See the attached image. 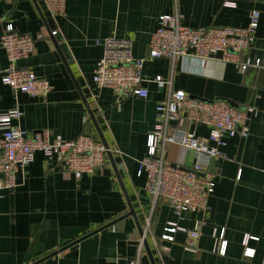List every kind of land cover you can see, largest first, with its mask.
Listing matches in <instances>:
<instances>
[{
  "label": "crops",
  "instance_id": "1",
  "mask_svg": "<svg viewBox=\"0 0 264 264\" xmlns=\"http://www.w3.org/2000/svg\"><path fill=\"white\" fill-rule=\"evenodd\" d=\"M254 9L260 23L241 58L259 64L244 71L218 57L204 65L149 57L161 15H176L187 27L246 26ZM8 24L34 37L33 52L19 64L49 80L46 97L15 93L1 82L8 67L1 36ZM109 37L131 39L135 57L145 58L146 97L119 98L93 82L104 52L97 41ZM177 90L257 110L248 135L225 137L228 158L210 166L216 187L208 209L179 216L165 200L154 204L139 173L156 105ZM0 94V112L23 113L14 125L47 129L52 138L88 132L111 152L102 171L79 178L57 156L35 152L16 187L0 189V264H128L138 255L140 264H264V0H66L64 15L52 14L46 0H0ZM190 130L209 133L205 125ZM166 157L186 167L196 161L195 152L179 144L167 145ZM169 221L187 228L203 221L198 248L187 249L180 231L174 241L162 239ZM221 232L225 254L215 250ZM246 236L255 237L247 241L252 257L244 255Z\"/></svg>",
  "mask_w": 264,
  "mask_h": 264
},
{
  "label": "built area",
  "instance_id": "2",
  "mask_svg": "<svg viewBox=\"0 0 264 264\" xmlns=\"http://www.w3.org/2000/svg\"><path fill=\"white\" fill-rule=\"evenodd\" d=\"M54 15H64L66 0H46ZM227 5H233L226 2ZM260 23V12L249 13L246 26H182L176 15H161L159 26L149 41V57H167L171 60L189 58L202 65L216 57L235 62L244 71L259 61H242V55L251 47ZM34 37L8 24L1 36V45L8 57V67L1 75V82L15 93L44 98L52 89L46 77L36 74L19 62L34 50ZM104 52L98 60L93 82L99 88H111L119 98L146 97L148 90L142 84L145 58L135 57L129 38L109 37L98 40ZM155 81H162L157 76ZM1 99V94H0ZM23 113L18 108L0 112V189L15 188L17 174L34 159L35 152L42 151L46 157L57 156L63 168L79 178L85 173L93 174L104 169L108 162V148L95 135L83 132L74 139L52 138L47 129L30 132L14 125ZM257 115L254 107H234L225 99L205 100L191 96L183 90L172 91L156 105L155 124L147 138V154L140 162L139 173H145V188L154 200H165L176 215L186 212H205L209 198L216 187L215 176L210 169L215 161L227 159L222 150L225 137L242 136L249 133V120ZM205 125L208 136H197L190 127ZM169 144H179L194 151L196 161L186 167L174 165L166 157ZM203 221L193 228L167 222L162 239L174 241L178 231L186 235V248L196 250L199 246ZM149 224V221H148ZM223 233L218 236L216 252L225 254L227 240ZM244 238V255L252 257L255 249L247 245ZM145 241L141 238L140 244ZM128 264H140V255Z\"/></svg>",
  "mask_w": 264,
  "mask_h": 264
},
{
  "label": "water",
  "instance_id": "3",
  "mask_svg": "<svg viewBox=\"0 0 264 264\" xmlns=\"http://www.w3.org/2000/svg\"><path fill=\"white\" fill-rule=\"evenodd\" d=\"M104 143H105L106 147L108 148V152H107V153H108L109 155H111V152H110V149H109L108 144H107L106 142H104Z\"/></svg>",
  "mask_w": 264,
  "mask_h": 264
}]
</instances>
